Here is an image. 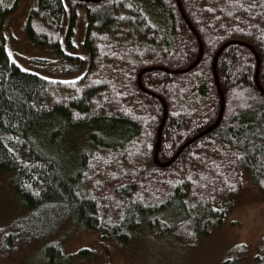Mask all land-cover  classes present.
Returning <instances> with one entry per match:
<instances>
[{"label": "trees", "instance_id": "trees-1", "mask_svg": "<svg viewBox=\"0 0 264 264\" xmlns=\"http://www.w3.org/2000/svg\"><path fill=\"white\" fill-rule=\"evenodd\" d=\"M179 3L202 43L199 62L180 74L170 71L188 68L200 47L176 0H33L29 43L59 59L84 24L79 44L89 59L73 61L74 73L86 63L74 80L22 69L0 41V170L27 210L0 229L3 251L45 242L70 220L91 236L127 244L141 224L158 225L147 217L169 206L181 214L172 225L175 238L190 244L194 227L207 234L215 217L227 215L244 171L264 199V92L255 80L264 90V0ZM14 11L0 0L1 35ZM224 44L215 78L213 59ZM244 44L258 56L257 73L255 54ZM146 68L155 69L142 74L140 88ZM216 79L224 102L217 127L158 166L164 105L159 163L215 123ZM69 127L86 135L75 159L63 158L58 146ZM245 251L234 246L225 264ZM42 252L49 263L63 256L59 242L45 243ZM261 254L264 264V236Z\"/></svg>", "mask_w": 264, "mask_h": 264}, {"label": "rangeland", "instance_id": "rangeland-1", "mask_svg": "<svg viewBox=\"0 0 264 264\" xmlns=\"http://www.w3.org/2000/svg\"><path fill=\"white\" fill-rule=\"evenodd\" d=\"M32 2L3 0L4 5L15 9L5 18L3 34L0 33V41H3L9 57L22 69L42 76L64 80L78 78L86 68V63L75 73L70 71V67L76 58L86 62L89 59L88 52L79 44L84 24L79 25L77 38L72 41V45L63 46L64 58L59 59L56 54L45 52L29 43L25 29ZM220 99L221 108L224 102L222 96ZM93 127L92 131L97 129L96 125ZM83 131L69 127L64 130L63 136L59 134L58 146L63 158L68 159L71 155L73 159L77 158L75 155L85 146L86 135ZM113 131L112 128L108 129L109 136L114 135ZM70 161L74 163V160ZM11 181L10 175L0 170V229L27 213ZM242 181L243 186L227 215L221 221L215 217L207 234L202 233L200 227H194L192 232L195 240L190 244H183L175 238L172 225L181 214L174 206H169L167 210L147 217L149 221L157 219L155 225H158L150 227L141 224L132 232L127 244L91 236L70 220L61 224L45 242L36 240L10 253L3 251L0 245V264H225L231 257L233 247L239 244L245 245L246 251L233 264H261L264 199L251 184L245 171ZM51 241L59 242L62 249V259L56 263L45 261L42 252L45 243ZM82 248L84 251L79 254Z\"/></svg>", "mask_w": 264, "mask_h": 264}, {"label": "water", "instance_id": "water-1", "mask_svg": "<svg viewBox=\"0 0 264 264\" xmlns=\"http://www.w3.org/2000/svg\"><path fill=\"white\" fill-rule=\"evenodd\" d=\"M85 1H91V2H98V1H100V0H85ZM177 1V4H178V8H179V10H180V13H181V15H182V17L184 18V20L187 22V24L189 25V27H190V29L193 31V33L195 34V36L197 37V39H198V41H199V47H200V50H199V54H198V57H197V59L194 61V63L191 65V66H189L188 68H187V70H190V69H192L198 62H199V60L201 59V56H202V43H201V41H200V39H199V37H198V35H197V33H196V31L191 27V25L189 24V21L187 20V18H186V16L184 15V12L182 11V9H181V5H180V3H179V0H176ZM245 46H248L247 44H244ZM253 52H254V50H253V48L252 47H250V46H248ZM219 53V52H218ZM218 53L214 56V59H213V70H214V76H215V78H216V74H215V60H216V58H217V56H218ZM254 54H255V52H254ZM255 57H256V61H257V66H256V73L258 72V65H259V59H258V56H257V54H255ZM151 69H155V68H146V69H144V70H142L140 73H139V75H138V82H139V85H140V78H141V74L143 73V72H145V71H147V70H151ZM164 70H166V69H164ZM179 72H184V71H179ZM256 80V79H255ZM257 81V80H256ZM216 82H217V79H216ZM257 83V82H256ZM257 86H258V88L262 91V92H264V90H262L261 88H260V86H259V84L257 83ZM218 87V86H217ZM141 88H142V86H141ZM218 90H219V88H218ZM219 93H220V91H219ZM220 96H221V94H220ZM221 101H222V99H221ZM223 104L221 105V108H220V113H219V115H218V117H217V119H216V121H215V123L212 125V126H210L209 128H207L205 131H203L202 133H200V134H198V135H196L195 137H193V138H191L190 140H188L185 144H183L180 148H179V150L176 152V154H175V156L170 160V161H168V162H166V163H160V165L161 166H163V167H166V166H168L178 155H179V153L181 152V150L185 147V146H187L188 144H190L191 142H193L195 139H197L198 137H200V136H202V135H204V134H206L207 132H209V131H211L212 129H214L215 127H217V125H218V123H219V121H220V119H221V116H222V112H223ZM165 117H166V111H165V113H164V115H163V118L161 119V122H160V125H159V128H158V135H157V144H156V146H155V151H154V158L155 159H157L156 158V156H157V149H158V147H159V143H160V134H161V130H162V127H163V124H164V121H165Z\"/></svg>", "mask_w": 264, "mask_h": 264}, {"label": "bare ground", "instance_id": "bare-ground-1", "mask_svg": "<svg viewBox=\"0 0 264 264\" xmlns=\"http://www.w3.org/2000/svg\"><path fill=\"white\" fill-rule=\"evenodd\" d=\"M90 2H91V1H90ZM184 15H185V14H184ZM189 24H190V23H189ZM191 27H192V26H191ZM192 28H193V27H192ZM226 45H227V44H224V45H223V46L217 51V53H218V52L220 53L221 50H222L224 47H226ZM217 53H216V54H217ZM219 53H218V55H219ZM216 54H215V55H216ZM191 65H192V64H191ZM191 65H190V66H191ZM194 67H195V66H194ZM194 67H193V68H194ZM258 67H259V65H258ZM190 70H191V69H190ZM179 71L187 72V71H189V70H187V68H185V69H181V70L170 71V73H175V74L184 73V72H179ZM143 73H144V72H143ZM143 73H142V74H143ZM142 74H141V76H142ZM255 79L257 80V75H255ZM256 82H257V81H256ZM257 83H258V82H257ZM257 83H256V84H257ZM138 85H139V82H138ZM141 86H142V85H141V78H140V85H139V87L141 88ZM142 88H143V87H142ZM165 111H166V107H165V105H164V113H165ZM165 118H166V117H165ZM204 131H205V130H204ZM209 132H210V131H209ZM201 133H202V132H201ZM207 133H208V132H207ZM207 133H206V134H207ZM204 135H205V134H204ZM159 144H160V143H159ZM185 147H186V146H185ZM157 151H158V149H157ZM181 151H182V150H181ZM156 158H157V156H156ZM154 159H155V158H154ZM155 162L157 163L158 166L163 167V166L160 165V163L158 162L157 159H155ZM165 163H166V162H165Z\"/></svg>", "mask_w": 264, "mask_h": 264}]
</instances>
